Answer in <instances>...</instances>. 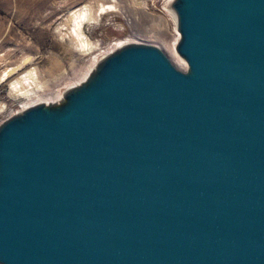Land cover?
Returning a JSON list of instances; mask_svg holds the SVG:
<instances>
[{
	"label": "water",
	"instance_id": "water-1",
	"mask_svg": "<svg viewBox=\"0 0 264 264\" xmlns=\"http://www.w3.org/2000/svg\"><path fill=\"white\" fill-rule=\"evenodd\" d=\"M170 6L0 123V264H264V0Z\"/></svg>",
	"mask_w": 264,
	"mask_h": 264
},
{
	"label": "rangeland",
	"instance_id": "rangeland-1",
	"mask_svg": "<svg viewBox=\"0 0 264 264\" xmlns=\"http://www.w3.org/2000/svg\"><path fill=\"white\" fill-rule=\"evenodd\" d=\"M170 1L0 0V123L25 107L45 102L56 91L58 95L60 90L80 84L96 61L126 43L156 45L182 68L181 63L186 62L174 50L176 40L173 42V39L178 31ZM100 3H110L114 7L102 10ZM83 4L92 13L101 10L97 23H84L88 39L96 46L87 52L76 50L68 32L71 29L70 10ZM96 56L99 58L94 62ZM21 63L23 68L16 73L36 67L43 80L51 78L52 88L32 100L13 98L4 69L15 67V64L19 67ZM76 66L85 71L82 76L72 73ZM51 102H58V99Z\"/></svg>",
	"mask_w": 264,
	"mask_h": 264
},
{
	"label": "bare ground",
	"instance_id": "bare-ground-1",
	"mask_svg": "<svg viewBox=\"0 0 264 264\" xmlns=\"http://www.w3.org/2000/svg\"><path fill=\"white\" fill-rule=\"evenodd\" d=\"M171 2H172V0L170 1V5H171ZM170 5H169V7L171 8ZM110 7H114V5H112L110 3H100L99 4V8H101V9L102 8H110ZM98 10L96 12L92 13L91 10L89 11L88 6H86V4H83L80 7H77V8L70 10L69 22L71 24V29L68 32H70L69 35L71 37V40L74 41V43H75L76 50H80L81 52L85 50V52H87L86 50H90V49H93L96 47L95 45H93L94 43H92L91 40L88 39L86 32H85V29H84V23L85 22L91 23V24L97 23L99 21V17L101 16L100 15L101 10L100 11H98ZM178 39H179V33L177 32L176 36L173 39V42L176 40L174 45H176ZM173 42H171L170 46L173 44ZM174 50H175V46H174ZM173 55H175L174 52H173ZM98 58L99 57H97V56L94 57L93 58L94 62ZM98 61H96V63ZM23 63L26 64V61ZM23 63H21L19 67H17V64H18L17 63V64H15V67L14 66H11V67L8 66L7 68L4 69L5 80H8L9 84H10L9 85L10 86L9 87V93L13 98L27 97L28 99L32 100V99H34V96L40 97L42 95V93L45 92L46 89L52 88L53 83H51V78H49L47 80H43L42 77H40V74L37 71L36 67L28 68V69H25L21 72L16 73L17 69L21 68ZM96 63L90 68L86 77L89 75V73L95 67ZM181 64H182L181 69H186V66H187L186 63H181ZM84 72H83V68H78L77 66L74 67L73 71H72L73 74H77L79 76L80 75L82 76L84 74ZM9 73H10V75H9ZM15 73H16V75H15ZM65 91H66V89L60 90L58 95H56L57 94V91H56L55 94L53 95V97H48V98H46V100H44L45 102H41V103H49L50 100H55V99H58V101H60L62 99Z\"/></svg>",
	"mask_w": 264,
	"mask_h": 264
}]
</instances>
